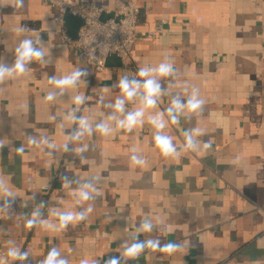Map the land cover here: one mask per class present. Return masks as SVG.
<instances>
[{"label": "crops", "instance_id": "crops-1", "mask_svg": "<svg viewBox=\"0 0 264 264\" xmlns=\"http://www.w3.org/2000/svg\"><path fill=\"white\" fill-rule=\"evenodd\" d=\"M66 1L103 9L116 2ZM132 1L145 33L132 57L139 72L148 70L134 80L116 65L95 72L62 41L55 7L0 0V68L8 70L0 79V264H42L52 249L67 264H264V0ZM25 40L42 57L18 73ZM161 63L170 75L155 71ZM77 71L88 75L54 83ZM125 78L139 83L131 98L120 87ZM147 79L160 86L152 107L143 100ZM190 98L202 101L196 111L186 107ZM174 99L184 106L173 109L177 123L167 111ZM139 110L131 130L121 126ZM157 116L163 129L150 122ZM158 132L174 154L160 152ZM69 212L86 215L60 227ZM150 240L177 251L125 255ZM10 249L27 259H13Z\"/></svg>", "mask_w": 264, "mask_h": 264}, {"label": "built area", "instance_id": "built-area-1", "mask_svg": "<svg viewBox=\"0 0 264 264\" xmlns=\"http://www.w3.org/2000/svg\"><path fill=\"white\" fill-rule=\"evenodd\" d=\"M41 1L57 9L53 20L60 30L62 41L73 47L92 65L95 72L107 67L105 64L107 58L116 57L120 60L119 67L126 72L129 79L140 77L139 69L132 57V50L138 37L145 33L137 28L139 7L134 1L116 0L112 9H103L90 2L73 5L66 0ZM65 13L83 20L75 38L67 34L63 21ZM163 22L165 21L163 20L162 24ZM160 31L161 25L155 27L154 33ZM67 166L64 165L65 168ZM44 188H49V185Z\"/></svg>", "mask_w": 264, "mask_h": 264}, {"label": "clouds", "instance_id": "clouds-1", "mask_svg": "<svg viewBox=\"0 0 264 264\" xmlns=\"http://www.w3.org/2000/svg\"><path fill=\"white\" fill-rule=\"evenodd\" d=\"M23 0H19V4L22 5ZM18 57L16 60V63L14 65V71L18 73H23L25 71V62L32 60V59H40L42 57V52L33 48L32 42L30 40H25L22 42L20 47L17 49ZM8 71L6 69L0 68V79H3L5 72ZM156 72L159 73L161 76H167L170 75L173 71L172 66L170 64L161 63L156 69ZM81 75L87 76L88 73L77 71L72 76H66L63 79L60 80H54V83L59 87L64 86H70L74 85L76 82V79L80 77ZM139 75L141 77L148 76V70L141 69L139 72ZM135 86V87H134ZM120 87L124 94L131 98L134 95H136V87H139V83L137 81H132L131 83L127 80V78L121 80ZM143 88L145 90V95L143 97L144 105L145 107H152L156 104V99L160 94V86L159 84L153 80V79H147L143 83ZM46 99L51 100L52 96L48 95ZM77 100H80V97H77ZM123 100H117L115 107L119 111H123ZM202 101H198L194 98H190L187 104V108L190 111H196L200 108ZM183 105L179 103L177 99H174L172 102V107L168 108V114L171 117L172 123H177V117L172 115L173 109L180 110ZM143 110L136 111L134 113H129L126 117V121H121V126L126 127L128 130H131V128L138 122V118L143 116ZM150 122L157 128V129H163L165 127V122L162 118V116L152 117L150 118ZM82 124H84V121H81ZM99 129L102 132H107V129L104 127V125H99ZM187 138V147L188 148H194L193 141L190 136L186 133ZM155 145L159 148L160 152L165 156H170L176 152V149L172 143V140L170 137L166 135H161L159 132L154 137ZM210 145H205V147H209ZM17 151L23 152V148L18 149ZM132 160L136 164H142L143 161L139 159L136 156L132 157ZM81 198L83 200H87L89 198V195L87 192H81L80 193ZM91 208L87 209V212H90ZM34 215H38V213H34ZM86 213H78L73 214L71 212L69 213H62L59 216L60 219V227H65L67 224L73 222L74 220H82L85 218ZM34 220H29L27 226L31 228L34 225ZM152 225L150 223L145 222L142 226V230L150 231ZM149 247L153 250H159L161 252L172 254L177 251V245L175 244H165L163 247H160L159 243L157 241H148L146 244L142 243H135L127 248L125 255L130 258H136L141 251L145 248ZM8 255L11 256L13 259H19L21 261H24L28 257V253L24 252L21 253L16 249H10L8 252ZM59 256V253L56 249H52L49 255L47 256L46 260L42 262V264H67V261L63 259H57ZM81 264H88L87 260L81 261ZM107 264H119V259L112 258L109 261H107Z\"/></svg>", "mask_w": 264, "mask_h": 264}, {"label": "water", "instance_id": "water-1", "mask_svg": "<svg viewBox=\"0 0 264 264\" xmlns=\"http://www.w3.org/2000/svg\"><path fill=\"white\" fill-rule=\"evenodd\" d=\"M63 21H64V25L66 27L67 34L69 35V37L75 38L77 30L80 27V25L83 23V20L79 17H74L68 13H65L63 15ZM105 64L107 66L108 65L120 66V60L116 57H109L106 59Z\"/></svg>", "mask_w": 264, "mask_h": 264}]
</instances>
